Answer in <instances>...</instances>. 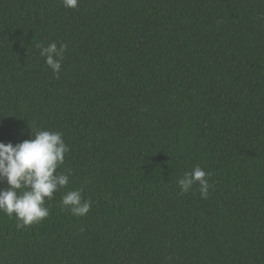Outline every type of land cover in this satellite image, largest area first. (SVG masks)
Listing matches in <instances>:
<instances>
[{
  "label": "trees",
  "instance_id": "trees-1",
  "mask_svg": "<svg viewBox=\"0 0 264 264\" xmlns=\"http://www.w3.org/2000/svg\"><path fill=\"white\" fill-rule=\"evenodd\" d=\"M37 130L69 184L38 224L0 213V264H264V0H0V142Z\"/></svg>",
  "mask_w": 264,
  "mask_h": 264
},
{
  "label": "clouds",
  "instance_id": "clouds-1",
  "mask_svg": "<svg viewBox=\"0 0 264 264\" xmlns=\"http://www.w3.org/2000/svg\"><path fill=\"white\" fill-rule=\"evenodd\" d=\"M62 4L67 9H76L79 0H62ZM37 47L45 64L59 76L67 44L58 45L53 41ZM31 132L29 139L15 146L0 142V181L7 185L0 188V213L9 218L14 216L18 230L38 224L50 215L46 201L68 186L71 175L70 171H58L70 151L62 133L51 130ZM210 175L199 166L184 172L177 181L181 194L198 185L201 198L206 199L212 188ZM61 204L80 217L87 215L92 207L91 202L83 199L80 189L66 191Z\"/></svg>",
  "mask_w": 264,
  "mask_h": 264
}]
</instances>
